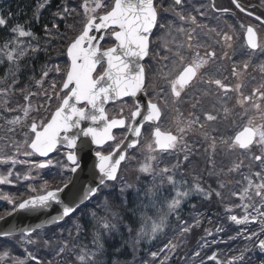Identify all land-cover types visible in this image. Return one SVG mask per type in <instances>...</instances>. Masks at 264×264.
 Segmentation results:
<instances>
[{"label":"snow or ice","instance_id":"1","mask_svg":"<svg viewBox=\"0 0 264 264\" xmlns=\"http://www.w3.org/2000/svg\"><path fill=\"white\" fill-rule=\"evenodd\" d=\"M94 7H89V0H84L82 5L85 12V22L83 24L82 31L80 34L69 42L67 47V55L70 57V65L66 71L65 79L62 81L61 92L63 95H56V85H51L52 95H49L45 91V97L48 101L56 98L60 101L58 106L53 112L50 113L49 118L44 121L33 120L30 125V133L32 138L28 141L30 149L38 153L41 157H49L50 153L57 152L60 148L66 149L64 153L66 161L68 162L67 171L76 173L81 169L80 157L77 152L79 146L87 138H90V143L96 146H103L109 144L111 149L107 154L101 151L95 152V157L98 158V162L94 163V175L97 177L94 179L92 185L83 187L75 193L65 192V189L69 188L71 181L64 183L62 187L54 190H48L46 187L42 194L36 193L35 189L31 191L35 194L31 195L27 199L22 201H14L8 199V202L12 205L13 211L15 212H48L53 204L60 205V211L57 215L49 217L46 223L55 224L66 217H70L77 211L82 205L90 201L107 186L108 182L117 180V173L119 171L121 162L128 159V151L135 149L141 138L142 128L146 122L155 124L154 131L152 133L154 139L151 143L146 144L144 147L148 152V156L145 158V162L141 164L140 171L143 173H152V161L156 159L153 153L169 152L174 150L178 142H182L184 135L191 128L193 123H198V118L189 123L188 128L178 127L177 134H173L171 131H161V127L158 122L162 118V107H168V96L170 95L174 99L178 100L181 98L182 93L188 94L190 89H195L198 84H206L208 86L215 85L218 89H221L225 94L229 91L227 85H225L220 79L203 78L202 69L216 57L215 51H206L205 56L207 59L200 55L199 49L206 47L201 44L195 37V27L187 31L183 26L176 29L178 33H186L187 43H177L173 38L172 43L174 44L177 51L173 53L175 59L171 61L172 68L163 75V79L166 80L165 87L168 89L166 93L164 89H161L157 93L160 100L156 103L151 100H147L146 105L141 106L137 102V106L134 111L130 112V118H110L106 111V104L110 101L118 100L122 97L130 96L135 97L138 93L143 91L145 86V70L140 61L148 56L149 48V36L157 26L158 17L160 12L172 11L175 16L182 23L195 25V16H185L182 12H175L174 8H163L160 4H156L154 0H114L110 10L106 11L103 15H95L97 9L103 5L101 0H93ZM236 8L240 11H246L238 2L233 0ZM173 4L182 7V0H173ZM43 7V5H40ZM75 9L63 7V11H57L54 15L56 17L70 16ZM227 13L228 9H217ZM203 15V12L200 13ZM248 15H254L251 12ZM256 20L264 23V19L259 16L255 17ZM7 19L0 16V26H5ZM58 25L53 23V28L58 29ZM161 28L168 27L172 28V22H168L167 25L160 24ZM45 32L49 31L47 25L44 26ZM11 31L17 34L18 38L33 37L34 33L30 30H26L23 25H15ZM215 31V29H210ZM103 33L100 35L99 40L97 36L92 33ZM105 35L113 37L115 45L108 48H102L99 41L103 40ZM218 35H220L218 33ZM222 40L225 44L231 40V37L226 33L222 35ZM195 41V43H194ZM168 41H165L167 45ZM246 43L247 46L252 49H260L264 51V46L259 43V37L257 30L249 25L246 27ZM14 45V47H10ZM230 46V44L228 45ZM16 49H20L17 51ZM180 49L194 50L191 59L189 60L184 55H181ZM31 45H23L22 42L17 39L10 43L6 42L4 48L0 51L4 52L8 61L16 63L19 58L24 57L29 51H36ZM170 50V49H169ZM165 60L168 58L165 57ZM102 68V72L97 73V67ZM167 67V65H165ZM246 68L247 65L245 64ZM59 71V68H56ZM48 72L44 71L42 77H47ZM15 79H13V84ZM42 83V81H41ZM66 90V91H65ZM6 89H0V94H6ZM147 95V93H145ZM253 95H256L258 100L264 101V90L255 89ZM25 99L28 100L29 96L26 95ZM245 101L251 103V97H245ZM195 106V105H193ZM254 108L258 111H264L261 109L260 103H255ZM143 109V112H142ZM31 105H27L23 109L24 118L27 119ZM123 111V110H121ZM227 111V110H225ZM137 118H140L139 121ZM217 117L212 114H206L207 121H214ZM21 122L19 116L14 117L8 121L9 124L15 125ZM85 122L88 125L85 127ZM201 128L203 125H199ZM127 127L128 131L132 134L131 138L121 137L117 141V137L113 135V130L117 128ZM11 130V129H10ZM127 140V143H125ZM259 145L264 148V125H253L252 121H248V126H244L242 130L238 131L232 140L230 147H239L240 149L247 150L253 144ZM215 141H213V149ZM18 154V153H17ZM32 152L24 153L25 156L31 155ZM188 159L187 154L184 157ZM256 161L264 164V155L254 156ZM11 163L13 167L21 161L13 157H0V164ZM53 165L52 159H47L38 165L39 168H46ZM169 172L167 167L160 170V174H166ZM15 175L20 178L19 173H14L9 170L7 174H0V184H11V177ZM254 176L259 178L258 183H254L252 179H247V186L243 188L241 193H233V195H239L243 201L245 198L251 199L250 192H254L255 196L259 197L264 202V175L261 172H255ZM23 179L28 180L30 177L24 175ZM167 182L172 184L175 188L181 187V182L174 179V175L166 176ZM186 183V182H185ZM224 185L221 184V187ZM192 193L203 195L206 198H211L213 194L220 196L219 192L213 193L211 190L206 191L199 184L194 185L186 190H177L174 198L167 204L168 210L175 211L180 207L183 198L188 197ZM61 194L64 198L61 199ZM148 195H154L152 189L148 190ZM236 207H242L244 214L237 216L235 214L230 215L228 219L236 225H247L249 223L259 221L262 225L260 232L252 231L246 235L243 232L237 233V236H243L244 239L251 241L255 238L256 247L264 252V238H260L264 235V212L260 209L264 208V203L260 207H254L252 212H249V204L244 203L237 205ZM231 212L232 208L226 209ZM91 215L98 221L100 227L110 232L116 229V225L108 221L104 217H97L95 212ZM199 224V221H197ZM164 226V218L161 217L159 222L152 219L151 217H145V226L141 227L140 234L143 236L155 237L158 232L162 230ZM41 224H37L35 228H21L20 233L25 237V243H35L30 237L36 232L37 229L41 228ZM79 226L77 225V228ZM191 231L190 226L183 227L181 230L182 234H186ZM222 229H217V232ZM207 235L211 236L212 233L206 230ZM15 233L12 231L0 232V237L9 238L14 236ZM229 239H235L230 237ZM100 233H96V244L97 248L102 250L103 245L99 243ZM217 241L215 239L209 241L204 240L200 245V248L210 247ZM64 246L59 247L57 255L63 253L66 248ZM177 245L172 241L165 244L164 249L175 250ZM248 249L241 251L240 255L232 256L226 264H242L245 259L244 252ZM163 251V249H162ZM26 259L36 261L37 257L33 253L28 252L25 249ZM156 252H152L153 258L157 257ZM96 252H89L86 248L81 250L80 255L77 256L79 264H101L96 259ZM194 258L200 259V264H204V257L201 256V251L197 250L192 253ZM11 259L12 264H25L24 260L16 257H11L9 251L5 250L0 253V262H4ZM168 259L165 256L164 260ZM207 259L212 262L218 261L217 253L213 252L212 255L207 256ZM42 264V262H40ZM164 264V261L161 262ZM218 264H225L224 261H218ZM264 264V261H261Z\"/></svg>","mask_w":264,"mask_h":264},{"label":"flooded vegetation","instance_id":"2","mask_svg":"<svg viewBox=\"0 0 264 264\" xmlns=\"http://www.w3.org/2000/svg\"><path fill=\"white\" fill-rule=\"evenodd\" d=\"M154 2L166 9L174 8L175 12H182L185 16H195L196 23L195 25L182 23L172 11L159 13L157 26L153 28L149 37L148 56L142 62L146 74L144 90L147 92L149 99L156 103L160 100L157 93L161 89H164L166 93L168 92L163 75L172 68L171 61L175 59L173 53L177 49L172 40L175 38L177 43H187L186 33L181 34L176 31L181 26L187 31L195 27L196 39L206 46L199 49L203 58L207 59L205 56L206 51H215L216 53L215 59L209 61L205 68L201 70L203 78L205 80L208 78L220 79L229 88V91L225 94L223 90L218 89L215 85L198 84L195 89H190L187 95L182 93L181 98L178 100L169 95L168 107H162V118L158 122L161 131H171L173 134H177L178 127L188 128L189 123L198 118V123L192 124L184 135L183 141L178 142L176 147L181 145L184 152H186L188 146L195 147L196 151L204 150L205 144L212 146L210 143L215 141L218 145H223L224 140L229 138L227 147L231 163L230 144L236 133L242 130L244 126H248L249 120L252 121L253 125H264V111H258L253 106L255 103H260L261 109L264 110V101L258 100L257 96L253 95L255 89L264 90V51L260 49L252 50L246 43V27L251 25L258 32L259 43L264 46V23L255 19L256 16L264 19V0H238L246 11H240L236 8L233 0H182V7L174 5L173 0H154ZM225 8L228 9L227 13L217 11V9ZM201 12H203V15L200 14ZM248 12L254 15L250 16L247 14ZM170 21L172 22L171 29L160 27V24L167 25ZM210 29H215V31H210ZM224 33L231 37L228 44H225L222 40ZM92 34L95 35L96 33ZM165 41H168L167 45ZM114 44L115 40L108 35H105L100 42L101 47L105 49ZM229 44L230 46H228ZM193 51L195 49H180L181 55L189 60L193 55ZM165 57L168 59L165 60ZM245 64L247 65L246 68L244 67ZM101 72L102 68L98 66L96 74ZM51 85L49 84V87ZM55 89L56 95H63L61 86L60 89ZM245 97H251L252 102H246ZM59 103L60 101L56 98L51 101L40 98L38 99V108L33 111L29 121L21 116V126L15 129L10 126V131H0V157L19 158L18 160L22 162L17 163L14 167L11 163L0 164L1 174L6 175L9 170L20 174V178L15 175L11 177V184H0V218L13 212V207L8 199L22 201L35 194L31 189H35L36 193L42 194L45 187L48 190H54L62 187L64 183L72 181L75 173L66 170L68 165L64 155L66 149L60 148L57 152L50 153L49 157H41L28 146V141L32 138L29 129L30 123L33 120L39 122L49 118L50 113L55 110ZM136 106L134 102V106H128L122 108V110L129 114ZM108 107H106V111L109 117L113 118L116 115L108 111ZM206 114L215 115L217 119L207 121ZM201 124L203 125L202 128L199 126ZM155 126L154 124H146L143 127V131L144 129L145 131L144 134L142 132V138L146 137L152 141ZM19 127L20 129L17 130ZM125 130L127 132V127L113 131L117 141L125 136ZM16 132H18V135L14 136L13 134ZM203 137H207L208 142ZM112 143L109 142V144ZM109 144L96 146L93 153L101 151L107 154L111 150ZM25 147L29 152H32L31 155H22L23 152L11 155L19 148L25 150ZM232 149L241 153L239 156L244 160V172L248 176L252 175L253 168L260 170V167L264 166V164L254 159L256 155H264V148L259 145L254 143L247 150L239 147ZM78 156L82 166L83 154H78ZM49 158L53 160L52 166L46 168L35 166ZM24 175H28L30 179H23ZM103 192H105V189L101 193ZM100 194L82 205L70 217H66L52 226L37 229L30 237L35 243L27 244L25 243V237L14 235L0 239V249H26L32 250L36 254L43 251L41 258L38 259L39 264L40 262L42 264H69L76 247V224L91 215L89 209H92V207H98L100 210L106 209L103 199H100ZM65 244L67 245L65 251L57 255L59 247ZM51 252H55V254L52 255ZM8 263L7 260L1 264ZM29 264H33V262H29Z\"/></svg>","mask_w":264,"mask_h":264},{"label":"trees","instance_id":"3","mask_svg":"<svg viewBox=\"0 0 264 264\" xmlns=\"http://www.w3.org/2000/svg\"><path fill=\"white\" fill-rule=\"evenodd\" d=\"M8 1L10 7L7 10H0V16L7 19V24L0 26V49L4 48L6 42L10 43L19 39L23 45H31L37 50L29 51L16 63L8 61L4 52L0 51V89L7 90L6 94H0L1 109L9 107L11 101L18 102L25 99L26 93L32 91L31 85L39 84L49 77H42L44 67L40 70L38 68L44 61L58 58L61 70L53 72L49 79L56 77L60 82L64 77L67 70V58L64 56L65 47L77 33L70 28L69 24L60 23L56 24L59 26L58 28L68 30L58 31L48 36L42 33L37 34L34 31L42 29L40 20L48 22L53 28L54 22L53 20L51 22V19H86L82 7L84 0ZM89 5L94 7L93 0H89ZM64 6L75 9V11L70 16L56 17L54 14L57 11L62 12ZM110 6L111 1L105 3V8ZM105 8H100L99 13L106 11ZM17 24L24 27L30 26L32 30L27 27L25 29L34 33V36L18 38L17 34L11 31ZM77 28L81 29V25ZM10 47H14V45L10 44ZM13 79H15L14 84ZM238 162V159L234 160L231 156L230 163L229 154L225 150H218L215 155L204 153L203 159L198 160V163L193 167L199 181L204 184L205 190H211L213 193L219 192L220 196L213 194L209 199L203 195L194 194L188 197L186 202H183L182 208L178 212L171 214L163 212L155 214V210H152L158 201L164 205L165 199L161 195L163 194L162 184L155 185L157 191H152L154 195H148L146 193L150 187L147 188L146 183L152 174L143 173L140 170L133 171L129 179L136 183L130 189L123 190L122 220L116 224L115 230L106 233L99 232V243L103 245L102 250L94 244L96 232H92L86 237L82 236V249H85L87 245L86 249L89 252H96V259L101 264H161L162 261L164 264H200V259L192 256L193 251L199 248L204 240L215 239L217 242L210 247L199 248L201 256L204 257V264H218V261H224L226 264L232 256L240 255L244 249L248 250L244 252L245 259L242 264H261V261H264V252L255 246V238L248 241L243 236H237L239 232L246 235L252 231L260 232L261 229L239 226L228 219L235 211H239V208L236 207L239 204V199L233 196V192H236L240 185L241 168ZM221 184L224 186L221 187ZM163 195L165 196V194ZM138 196L142 199H137ZM109 203L116 208L117 201L115 199L109 200ZM166 203H169L167 198ZM228 208H232V211H226ZM160 216H167L166 223L155 237L140 234L141 227L145 226V217H151L158 222ZM186 226H190L191 231L182 234L181 230ZM217 229H222V231L217 232ZM206 230L212 233L211 237L207 235ZM230 237H235V239H229ZM260 238H264V235H261ZM169 241L177 245L175 250L164 249L165 244ZM82 249H77L78 255ZM152 252H156L158 255L162 253V255L153 258ZM213 252L217 253L218 261H207L205 255H212ZM165 256L168 257L166 261L164 260ZM75 264H79L77 258H75Z\"/></svg>","mask_w":264,"mask_h":264},{"label":"rangeland","instance_id":"4","mask_svg":"<svg viewBox=\"0 0 264 264\" xmlns=\"http://www.w3.org/2000/svg\"><path fill=\"white\" fill-rule=\"evenodd\" d=\"M6 2L7 1H4V0H0V8L1 9H3V8H9L10 6L9 5H6ZM101 3H102V5H103V0L101 1ZM90 7V6H89ZM91 8V7H90ZM59 68V71L61 70V63L59 62V60L57 61V59H54V62L53 63H47L46 64V66H45V71H47L48 72V75L47 76H49L47 79H44V80H42V83H40V86H41V93H40V95H41V98H44V99H47L46 97H45V95H43V93H45V91H47L48 92V94L49 95H51L52 94V88H49V84L50 83H53V82H57L55 79H53L49 84H47L46 82H48V80H49V78H50V76H51V74L53 73V72H59V71H56V68ZM56 90V89H55ZM35 95L36 96H38V93H35ZM38 99H40V98H38ZM35 108H38V102L37 103H35ZM207 142H208V138L207 137H203ZM204 139H203V142H204ZM211 140V139H210ZM211 141H213V140H211ZM227 143L229 144V138H227V139H225L224 140V143H223V146H227ZM146 144H148V142H144V144H143V146L142 147H140V150L141 151H146V149H145V145ZM211 145H213V143H210ZM215 148L213 149L212 148V146H210V145H206L205 144V147H206V149H208L210 152H211V154L214 152V151H216V150H222V147L220 146V145H218L217 143H215ZM21 152H23L22 153V155H24V153H26V152H29L28 151V149L25 147V150L23 149V148H19V149H17V151L15 152V153H13V154H11V155H16L17 153H20L21 154ZM136 153H134V154H132L131 155V158H130V163H132V162H135V158H136ZM153 155H155L154 153H153ZM174 156L176 155V153L175 154H173ZM148 156V155H147ZM16 157V156H15ZM166 158L167 159H170V158H174L173 156H170V157H165L164 159L160 156V158L158 159V158H156L154 161H152L151 163H152V167H153V165L155 166V164L158 166V167H162V166H164V168L165 167H167V165H168V162H162L163 160H166ZM15 159H19V158H15ZM142 163H144V162H142ZM169 165H171L173 168H175V169H177L176 167H174V166H176V163L174 164V160L171 162V163H169ZM140 166H141V164L140 165H138L137 166V169H140ZM168 168V167H167ZM169 169V168H168ZM185 173H183V174H181L180 176H175V173H176V171L175 172H173V173H171V174H168V173H166V175H174L175 176V180L176 181H178V182H181V187L180 188H175V187H173V185L172 184H169L168 182H167V179L165 178V174H160V170L159 169H156L155 168V170L153 169V172L151 173L152 175H151V178H150V180L146 183V186H147V188L148 187H150V189H152V191L153 192H156L157 191V188L155 187V185H157V184H159L160 185V183L162 184V190H163V194H165V196L163 195V194H161L162 196H163V199H165V202H163V204H165L166 203V198L169 200V202H171V199L172 198H174V196H175V192L177 191V190H186V189H188V188H191V187H193V185H192V183H190L189 181H188V177H187V170L186 171H184ZM190 173L191 172H193V171H189ZM253 173H252V175L251 176H248L246 173L244 174V181H242L241 179H240V185H239V187H237L238 188V190H236V192H233V193H241L242 192V190H243V188L244 187H246L247 186V179L246 178H250V179H252L253 180V182L254 183H258L259 182V178H257L256 176H254V173L255 172H261V174L262 175H264V166H262V168L260 167V170H258V169H256V170H254V171H252ZM0 174H1V171H0ZM123 178H126V174L123 176ZM186 182V183H185ZM170 185H171V187H170ZM145 189V188H144ZM199 195V194H196V193H192L191 195H189L188 197H190V196H192V195ZM105 195H106V192H103V193H101L100 194V199L101 198H104L105 197ZM234 197L235 196H237V197H239L240 198V196L239 195H233ZM250 196H251V199L249 200V199H247V198H245L243 201L240 199V201H241V205L242 204H244V203H247V204H249V209H248V211L249 212H252L253 214H255V212L253 211V206L254 207H260V205L262 204V203H264V202H262L261 201V199L258 197H256L255 196V194H254V192H250ZM188 197H186V198H183L182 199V201H181V204H180V207L182 206V203L183 202H186L187 201V198ZM137 199H142V197H139L138 196V198ZM159 205H160V203H159V201L152 207V210H157L158 209V207H159ZM179 207V208H180ZM178 208V209H179ZM177 209V210H178ZM177 210H175V211H177ZM262 212H264V208H261L260 209ZM112 213H114V212H112ZM116 214V213H115ZM244 214V211H243V208H242V212H241V215H237V216H242ZM157 218H159V217H157ZM156 218V219H157ZM158 222H159V220H158ZM165 223H166V219L164 218V225H165ZM253 223H258L259 224V226L261 227L262 225H261V223L259 222V221H257V222H253ZM249 224H252V223H249ZM249 224H247V226L249 225ZM239 226H246V225H239ZM212 236V235H211ZM211 236H209V237H211ZM153 238V237H152ZM200 248V247H199ZM199 248L197 249V250H199ZM204 249V248H203ZM197 250H194V251H197ZM164 251V250H163ZM193 251V252H194ZM74 254H75V252H74ZM73 254V255H74ZM162 255V253H160L158 256H161ZM210 254H208V255H205L206 256V259H207V256H209Z\"/></svg>","mask_w":264,"mask_h":264},{"label":"water","instance_id":"5","mask_svg":"<svg viewBox=\"0 0 264 264\" xmlns=\"http://www.w3.org/2000/svg\"><path fill=\"white\" fill-rule=\"evenodd\" d=\"M102 34L103 33L95 34L98 40H99L100 35ZM101 41L102 40H100L99 43ZM144 59L145 57L140 61L141 64ZM126 97H130V96H126ZM122 98H125V97H122ZM133 98H135L136 101L141 106L146 105V102L148 100L144 91H141L140 93L137 94V96ZM115 101L108 102L106 106L109 103L115 102ZM142 112H143V109H142ZM137 119L139 121L140 118H137ZM87 125H88V122H85L84 126L86 127ZM131 136L132 134L129 132L128 137L131 138ZM125 143H127V140ZM95 147L96 145H93L90 143V138L85 139L83 143L79 146L78 154H83V159H81L82 167L75 173L71 184H69V188L65 189V192L75 193L79 191L80 189H82L83 187L93 184L94 179L97 178L94 175V171H93L94 163L98 162V158H96L95 154L93 153V150ZM63 198L64 196L63 194H61V199ZM60 208H61L60 205L53 204L52 208L48 212L26 213V212H15L14 211L10 215L0 219V232L12 231L15 234H21L20 233L21 228H28V227L35 228L37 224H41L42 227L51 225L49 223H46V221L49 219V217L57 215L60 211Z\"/></svg>","mask_w":264,"mask_h":264}]
</instances>
